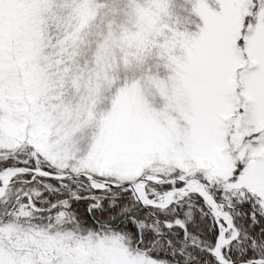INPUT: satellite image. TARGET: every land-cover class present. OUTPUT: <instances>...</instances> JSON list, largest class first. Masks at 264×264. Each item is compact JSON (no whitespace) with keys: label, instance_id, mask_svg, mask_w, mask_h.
<instances>
[{"label":"snow or ice","instance_id":"6c2138e0","mask_svg":"<svg viewBox=\"0 0 264 264\" xmlns=\"http://www.w3.org/2000/svg\"><path fill=\"white\" fill-rule=\"evenodd\" d=\"M0 264H264V0H0Z\"/></svg>","mask_w":264,"mask_h":264}]
</instances>
